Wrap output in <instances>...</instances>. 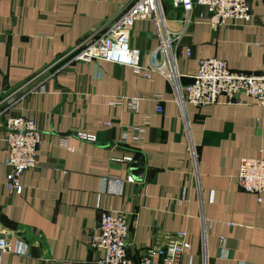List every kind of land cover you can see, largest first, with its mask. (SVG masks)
<instances>
[{"label":"crops","instance_id":"1","mask_svg":"<svg viewBox=\"0 0 264 264\" xmlns=\"http://www.w3.org/2000/svg\"><path fill=\"white\" fill-rule=\"evenodd\" d=\"M128 2L0 0V230L11 245L0 264H96L102 253L90 240L104 209L126 214L133 260L185 231L182 264H264V193L259 201L237 181L242 158H264V104L241 96L240 104L221 99L182 110L156 73L106 60L58 63ZM250 3L251 22L217 29L196 9L181 40L192 50L178 64L184 83L207 57L264 76V0ZM163 4L179 14L171 0ZM130 39L150 65L154 23L136 21ZM17 115L33 119L44 136L39 167L22 174L21 194L6 185V120ZM76 131L97 141L72 136L60 144Z\"/></svg>","mask_w":264,"mask_h":264},{"label":"built area","instance_id":"2","mask_svg":"<svg viewBox=\"0 0 264 264\" xmlns=\"http://www.w3.org/2000/svg\"><path fill=\"white\" fill-rule=\"evenodd\" d=\"M171 5L178 15H169L163 0H129L62 55L58 63L64 66L106 60L130 66L146 77L156 73L170 83L174 100L182 110L186 104L213 105L221 99L226 103L240 104L241 96L264 104V76L233 69L225 60L217 57L200 58L188 83L183 82L178 68L183 54L190 57L192 53L190 47L182 46L181 40L193 23L197 8L203 9L199 17L206 18L217 29L237 20L251 22L254 12L250 0H171ZM138 20H150L156 29L158 44L151 52L148 66L140 62L139 51L131 45L130 34ZM72 136L83 141H97L95 134L76 131L62 136L60 144L67 147ZM43 140V133L33 119L22 115L7 118L8 190L18 194L23 192L21 176L25 171L39 167L38 150ZM189 151L195 163L196 152L192 146H189ZM125 159L133 160L131 157ZM126 180L133 181L130 176ZM237 181L244 191L256 194L261 201L264 193V158H242ZM129 235L130 224L125 213L101 210L97 231L90 240V245L102 253L96 264H182L190 248L187 233L181 231L165 237L162 243L144 250L138 260H133L127 254ZM10 251L8 236L0 230V255Z\"/></svg>","mask_w":264,"mask_h":264},{"label":"water","instance_id":"3","mask_svg":"<svg viewBox=\"0 0 264 264\" xmlns=\"http://www.w3.org/2000/svg\"><path fill=\"white\" fill-rule=\"evenodd\" d=\"M143 172V163L140 162L138 167L132 169V173L136 176H141Z\"/></svg>","mask_w":264,"mask_h":264},{"label":"trees","instance_id":"4","mask_svg":"<svg viewBox=\"0 0 264 264\" xmlns=\"http://www.w3.org/2000/svg\"><path fill=\"white\" fill-rule=\"evenodd\" d=\"M172 6V5H171ZM165 8L167 7V6H164Z\"/></svg>","mask_w":264,"mask_h":264}]
</instances>
